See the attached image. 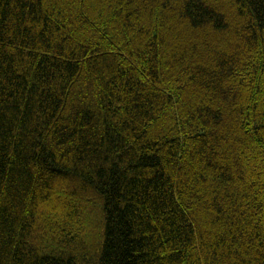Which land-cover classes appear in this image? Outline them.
<instances>
[{
	"label": "trees",
	"instance_id": "1",
	"mask_svg": "<svg viewBox=\"0 0 264 264\" xmlns=\"http://www.w3.org/2000/svg\"><path fill=\"white\" fill-rule=\"evenodd\" d=\"M0 264H264V0H0Z\"/></svg>",
	"mask_w": 264,
	"mask_h": 264
}]
</instances>
